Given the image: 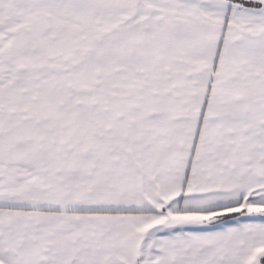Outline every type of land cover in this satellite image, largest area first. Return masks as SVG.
<instances>
[{
    "label": "snow or ice",
    "instance_id": "6c2138e0",
    "mask_svg": "<svg viewBox=\"0 0 264 264\" xmlns=\"http://www.w3.org/2000/svg\"><path fill=\"white\" fill-rule=\"evenodd\" d=\"M0 264H264V0H0Z\"/></svg>",
    "mask_w": 264,
    "mask_h": 264
}]
</instances>
